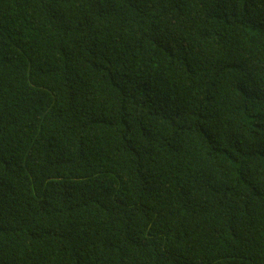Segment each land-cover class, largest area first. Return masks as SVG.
I'll list each match as a JSON object with an SVG mask.
<instances>
[{
    "label": "trees",
    "instance_id": "1",
    "mask_svg": "<svg viewBox=\"0 0 264 264\" xmlns=\"http://www.w3.org/2000/svg\"><path fill=\"white\" fill-rule=\"evenodd\" d=\"M0 264H264V0H0Z\"/></svg>",
    "mask_w": 264,
    "mask_h": 264
}]
</instances>
